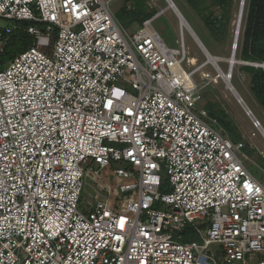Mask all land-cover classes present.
I'll use <instances>...</instances> for the list:
<instances>
[{"label":"built area","instance_id":"1","mask_svg":"<svg viewBox=\"0 0 264 264\" xmlns=\"http://www.w3.org/2000/svg\"><path fill=\"white\" fill-rule=\"evenodd\" d=\"M120 1L0 0L6 33L28 22L34 38L0 71V264H264V184L197 108L223 69L190 57L179 10L178 48L153 28L172 0L134 30ZM236 33L231 58L264 72L237 59ZM188 225L199 241L176 240Z\"/></svg>","mask_w":264,"mask_h":264},{"label":"rangeland","instance_id":"2","mask_svg":"<svg viewBox=\"0 0 264 264\" xmlns=\"http://www.w3.org/2000/svg\"><path fill=\"white\" fill-rule=\"evenodd\" d=\"M172 1L179 9L181 14L184 16L183 20H185L186 23H188L187 24L189 25L188 27H190V29H192V32L196 34V36L199 38V40L207 49L206 51L210 53L211 56H208V60L209 58L210 60L212 58L217 60V62L214 63L209 61V64H211L212 66H217V64L219 63L220 67L223 69V72L226 73L227 70L229 69V65L227 64V62H229V59H231L230 56L232 50L231 47L234 39L235 22L237 19L239 2L241 0H234L233 7L231 9L230 22L227 25L225 35L220 37L219 40H217L215 36L211 34L209 29H207L206 26L204 25L203 20L196 14V12L190 7V5H188V3L185 0H172ZM155 2L157 3V5L154 6L155 10L168 8V4L166 3L165 0H155ZM120 3L121 2L114 3L113 9L116 10L119 7ZM169 3L171 4V1H169ZM208 6H209V11H207L205 14H209V12L211 13L213 12L214 17L220 19V17L222 16V11L219 9V7L212 5L210 2L208 3ZM247 7H248V0H246L241 34L243 33V29H244ZM150 10L152 9L150 8ZM174 11L177 12L175 7L171 9L168 8L167 12L163 16H161L160 18L156 19L153 22V28L160 34L164 42L169 47L178 48L179 46L177 40L179 39L180 30H179V21ZM11 24L12 23L10 21L0 19V27L2 28H6ZM134 29L135 26L131 28V30ZM188 32L191 36H193V38L196 40V43L199 46L201 44L195 37L194 33H192L189 30L185 32L186 44L189 49L190 57L194 59H198L200 63L207 60L204 56V53L201 51V48L202 50L204 49L203 46L201 45L202 47L200 46L199 48L196 45L195 41L192 39V37L188 34ZM240 38H241L240 41H242V35L240 36ZM218 58H226L227 60L222 61ZM211 65L208 66L207 72L215 76L216 72ZM242 67L243 66L239 64L235 65L233 70V78L230 82V85L232 83L238 93L234 89L233 90L235 92L229 90L228 88L227 90L226 82L220 78L219 85L211 84L205 87L206 89L202 90L201 92L202 100L197 104V108L207 110L209 107L208 105L219 104L228 111V113L232 116L235 124L237 125L239 133L243 137L245 141V145H247L248 147V151H252L251 155H249L246 152L244 153L245 157L243 158V162L245 166L248 168V170L251 172V174L264 184V169L262 168V166H260L261 163L259 161L261 159L264 160V141L262 139L260 132L254 128L253 120L249 115L246 114L245 107L238 103L237 95L239 94L245 100L247 106L252 109L253 116L260 121V123L263 126V129H264V110L259 105V103L256 100H254L253 94L251 93L250 77L241 71ZM200 80L201 78L199 76L197 78V81L199 82ZM232 92H234L235 95ZM116 166H118V164L114 165L113 167ZM162 175L163 176L165 175V170L162 171ZM105 176L108 182L112 181L111 174L109 175L107 172H105ZM96 179L97 178L94 177L95 181ZM94 180H91L89 178L85 180V186L82 192V202H81V208L83 209L85 204H88L90 202L94 203L93 197L95 196V192L93 190V187L94 188L96 187ZM176 240L180 242H186L191 240L199 241V238L196 230L193 229L190 225H188L187 234L177 235ZM211 250L215 256L221 257L219 246L214 245L211 247ZM233 264H242V262H233Z\"/></svg>","mask_w":264,"mask_h":264},{"label":"trees","instance_id":"3","mask_svg":"<svg viewBox=\"0 0 264 264\" xmlns=\"http://www.w3.org/2000/svg\"><path fill=\"white\" fill-rule=\"evenodd\" d=\"M188 5L203 20L204 25L217 40L225 35L227 25L230 22L231 9L234 0H185ZM119 7L114 10L115 17L123 28L131 29L141 25L144 21L156 15L155 9L150 10L147 0H121ZM219 7L222 11L220 19L209 12L208 3ZM32 23H19L18 29L12 34L6 33V28L0 27V33L7 39V45L3 53H0V71L5 69L9 62L16 56L27 51L33 46L34 38L26 32V28ZM12 27V24L9 26ZM237 59L242 61H264V0H248L242 41L239 43ZM241 71L250 77L251 93L264 110V72L253 67H242ZM206 110L209 116L216 119L224 129L229 139L237 144L243 141L238 127L228 111L219 104H210ZM248 151L247 145L244 153ZM264 169V160H259ZM187 234V228L186 233ZM186 241V242H192Z\"/></svg>","mask_w":264,"mask_h":264},{"label":"bare ground","instance_id":"4","mask_svg":"<svg viewBox=\"0 0 264 264\" xmlns=\"http://www.w3.org/2000/svg\"><path fill=\"white\" fill-rule=\"evenodd\" d=\"M243 1L244 2H246V0H241L240 1V7H239V10H238V13H237V19H236V22H235V31H234V39L235 38H237V33H236V35H235V32L237 31V30H239V36H238V40H239V37H240V32H241V27H242V21H243V15H244V7H245V4L243 5ZM170 8H174L171 4H170V6H169ZM239 23H240V26H239ZM188 23H186V21L185 20H183V22H182V25H183V27L185 28V30H184V32H186V31H191L192 32V30L190 29V27H188L189 25H187ZM236 28H237V30H236ZM193 33V32H192ZM196 37V36H195ZM196 41V40H195ZM233 43H234V41H233ZM201 46V45H200ZM202 47V46H201ZM204 48V47H203ZM205 52H206V50H205V48L203 49ZM230 58H231V56H230ZM209 61H211V62H217V60L216 59H211L210 60V58H209ZM208 61V62H209ZM222 61H224V60H222ZM193 62H196V60L195 61H193ZM228 63V65H229V67H232L233 68V65L234 64H236V62H235V58H231V59H229V62H227ZM232 68H231V70H232ZM229 71V73L231 74V76H228L227 74H228V72H220V74H219V77L221 78V79H223L225 82H226V84H227V88L229 89V90H232V91H234L233 90V88L231 87V85H230V82H231V80H232V78H233V70L232 71ZM224 74H226V75H224ZM235 92V91H234ZM234 92H232V93H234ZM234 95H235V93H234ZM238 97V98H237ZM237 101L241 104V105H243L244 106V104L243 103H241L240 102V97L237 95ZM245 107V106H244Z\"/></svg>","mask_w":264,"mask_h":264},{"label":"crops","instance_id":"5","mask_svg":"<svg viewBox=\"0 0 264 264\" xmlns=\"http://www.w3.org/2000/svg\"><path fill=\"white\" fill-rule=\"evenodd\" d=\"M201 42V41H200ZM202 43V42H201ZM206 49V48H205ZM207 50V49H206ZM207 87V86H206ZM206 89V88H205ZM238 93V92H237ZM239 95V94H238ZM239 97L241 98V100H242V102H243V104H245L246 106H247V103L245 102V100L239 95ZM254 97V96H253ZM236 99V98H235ZM254 100H256L255 98H254ZM248 107V106H247ZM248 109L250 110V112L252 113V115H253V112H252V109L250 108V107H248ZM224 130V129H223ZM225 132V131H224ZM225 135H226V133H225ZM227 136V135H226ZM228 137V136H227ZM229 138V137H228ZM243 138V137H242ZM243 143H245V141H244V139H243V141H242ZM246 146V145H245Z\"/></svg>","mask_w":264,"mask_h":264},{"label":"water","instance_id":"6","mask_svg":"<svg viewBox=\"0 0 264 264\" xmlns=\"http://www.w3.org/2000/svg\"><path fill=\"white\" fill-rule=\"evenodd\" d=\"M176 10H177V12H179L178 11V9L176 8ZM180 13V12H179ZM192 30V29H191ZM194 33V32H193ZM195 34V33H194ZM195 36H196V34H195ZM198 41H199V43L204 47V45L200 42V40L198 39ZM206 50V49H205ZM240 100H241V98H240ZM244 106H245V109H247V110H249L248 109V107L244 104ZM182 234H184V231L182 232Z\"/></svg>","mask_w":264,"mask_h":264},{"label":"clouds","instance_id":"7","mask_svg":"<svg viewBox=\"0 0 264 264\" xmlns=\"http://www.w3.org/2000/svg\"><path fill=\"white\" fill-rule=\"evenodd\" d=\"M177 8V7H176ZM178 9V8H177ZM179 10V9H178ZM198 38V37H197ZM199 39V38H198ZM204 48H205V46H204Z\"/></svg>","mask_w":264,"mask_h":264},{"label":"snow or ice","instance_id":"8","mask_svg":"<svg viewBox=\"0 0 264 264\" xmlns=\"http://www.w3.org/2000/svg\"><path fill=\"white\" fill-rule=\"evenodd\" d=\"M5 135H8V133H5Z\"/></svg>","mask_w":264,"mask_h":264}]
</instances>
